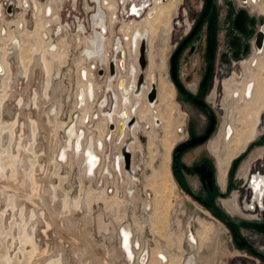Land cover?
<instances>
[{"label": "rangeland", "instance_id": "374dc122", "mask_svg": "<svg viewBox=\"0 0 264 264\" xmlns=\"http://www.w3.org/2000/svg\"><path fill=\"white\" fill-rule=\"evenodd\" d=\"M12 1H14V6H10ZM127 1L130 2L131 0ZM31 2L36 4L37 9L39 4H44L42 8H46L45 3L47 0H22L23 6H18V0H0V38L6 39L8 37L7 35H1L3 31L5 33L8 30L7 34L10 31L15 32L17 34L16 39L19 41V47L21 46L20 40H24L25 45H23V47L27 54H25V57L28 61L31 60L32 57L30 54L32 53L30 46L36 41L35 30L37 27L36 21L38 20L35 13L37 9H32ZM118 2L120 16L118 24H120V29H122L124 36H127L128 31L134 32L137 28L143 30V28L148 26L152 21L154 25L152 27L154 31L151 34V49L149 53H147L149 65L146 63L145 68L149 76L148 81H151L152 75H155L158 79V101L155 105H150L147 101L146 91L140 99L141 104L138 109V120L140 125L136 129V133H138V135L136 134V142L132 144L131 147L133 151V172H129L125 169V161L122 165V163L120 164L121 159H116L120 153L122 154V151L120 152L121 146L115 143L119 135L118 129V134L116 138H113V141L111 138H107L108 133L105 135L103 143L105 150L99 153L102 156V159H100V168L101 166L103 167L101 172L99 168L93 176L91 175L92 177L84 174V167L81 166V160L74 157L76 153L75 150L70 151L66 158L61 159L64 145L68 137V129L72 125L76 127L78 122L80 131L84 129V137L86 136L87 138L89 129H94V132H98L97 127L104 125L103 121L100 122V119L107 116L103 113L110 114L113 110L114 112L117 110L115 107L117 101L114 99V103H112L111 96L113 94L111 93L112 91L108 90L111 88V90H114L120 95L116 87L117 77L115 78L116 82L110 81L107 68L98 67L97 72H100L99 75L102 77L96 75L98 79L95 78V80L103 88L102 93L105 96H103L102 100L108 98L107 104L101 105L102 100L99 103L95 98L93 103L94 106H91L89 111L75 104L76 101H78L76 100L77 86H80V82L83 83V81L79 80L80 76L78 74L77 66L80 67V64H76L77 60L81 58L83 54L79 48L76 37L77 34L80 33L87 39L94 32L91 18L92 14L97 11V4L92 0H63V2H60L59 6L60 20L58 19V22L55 21L54 17H47L53 14V11L48 14V9L46 12H43L42 16L44 20L51 23L48 27L49 30L46 31L48 33H43L42 37L50 41L53 40L54 44L48 46L47 43L39 41L44 50L48 49V47L49 50H51L50 48L55 44L57 45V49L59 43H61L60 48L66 49L65 60L61 62L60 65L59 63H56L57 65L54 64L56 67L53 70L54 77L52 80L50 102L47 99H42L43 97L40 98V100L43 101L42 106L44 105L45 109L47 111L50 110L49 113L51 112V121L49 122L46 120L43 107L41 110L31 111V114H33L38 121L37 140L33 142L29 132L26 131L24 134L25 136L22 138V140H24L23 144L19 145L18 136H14L13 130L15 126L12 122L13 117L11 116L14 110V104H6L4 109L0 108V164L2 165V168H0V264H60L58 262V254L64 244L62 245L61 241L58 239H63L65 243H67L68 241H66V239L72 237V233L77 236L79 235L78 241L80 242V246H77L78 251H84L81 247H84L86 250V254L80 253L81 258L86 255L83 259H89V261L91 259V264H136V257L140 259L144 253V249H146L148 253L150 252L148 255V260L149 256L151 257L150 264H158L159 261L164 264L161 259L158 258L159 251L168 254L169 262L166 264H170L171 261H173L172 264H182L184 259L192 255L197 259L196 264H264V259L262 258V260H260L261 257L254 253V249L264 253V232H258L259 234L253 233L251 230L252 227L250 226V221L252 220H264V210L253 213L245 209V215L230 212L234 218L242 220L239 222L241 224V230L255 247L252 250L250 247L241 248L234 242L231 232L223 220H218L217 217L215 218L209 215L206 207L201 205L200 202L195 201L178 182L176 183V179L173 175V148L185 134V132L180 130V127L183 128L184 123L187 122L189 117H192L193 121L199 125L198 128H202L205 121V114L194 108L186 98H183L176 86V91L174 93L168 81L169 79L174 83L170 74V58L177 46L187 35L193 19L197 18L202 0H178L177 13L175 12L176 14H173V26L171 27L169 35L166 34V32H168L167 29H164V32L159 29L160 23L162 22V14L158 17L160 20L157 22L156 20H150L149 17H145L142 20L137 21L134 19L131 22L122 24L123 20H129L132 17L140 18L146 12L140 17L134 15L127 16V12L124 10L122 11L123 5H120V0H118ZM262 2L264 3V0H262ZM187 6H192V14L184 9H187ZM25 8H27L26 12L23 11ZM104 9L109 13L107 8ZM249 9L252 14L259 15L257 13L258 10L251 7H249ZM39 10L41 11V8ZM45 14H47V16ZM55 15H57V12ZM166 23H164V25H166ZM19 24H21L20 27H22L23 30L17 29ZM111 32L112 34H114V32L119 33V28L115 30L111 29ZM111 32L108 30L105 35L108 34L107 37L110 38ZM66 34H68L70 40L69 45H67L66 36L61 38ZM222 38V32H219V42ZM190 44H193V48ZM205 44L206 29L203 27L197 37L192 39V42L184 47L179 56V72L181 79L193 90L198 79L201 77L206 62L204 58ZM83 48V50L86 48L84 43ZM108 49L109 46L106 51H108ZM128 51L129 56H125L126 70L123 71L121 69V61H119V68L116 67L117 71L122 70L126 72L129 70V60L131 63H138V56L133 55L132 49H130V42ZM251 55L252 48L243 55V57H245L243 61L247 62L250 60ZM119 58L121 60L123 59L122 57ZM92 63L93 62L89 64L92 65ZM231 64L226 67L227 70H225L224 67L223 72H221L219 68L217 73L220 80L227 77L226 79L228 81L234 75L233 71L237 64L234 67H232ZM237 66L241 68L240 63ZM221 67L223 66L221 65ZM100 68L104 69V74H102L103 71H100ZM37 70H39V68ZM41 76L42 74L40 77ZM240 76L241 75H239L238 78ZM124 78L121 77V79ZM22 81L24 82L23 84L28 83L27 79L26 81ZM34 83L41 84L42 77L38 79V82L37 79L33 80L32 84ZM215 83L216 81L214 80L207 96L212 101V105L217 112L218 122L216 129L211 133L205 143L185 153L183 157L187 161L197 158L200 152L207 153L214 159L209 145V139L215 138L218 135L219 129L222 127L221 123L225 124L226 117L224 118V114H226V111L222 105L224 103L226 106L228 105L227 99L225 102L226 93H224L222 85L221 87L217 85L216 93H214L213 96L211 95ZM25 87L26 86L23 85L22 91L27 90ZM28 87V90L31 89V86ZM88 99L91 100L89 97ZM100 108L103 109V112L100 111ZM28 112L29 109L26 107L21 114L23 115V119L30 114V112ZM84 114L87 115L84 118V124H82L80 120L83 118L82 116ZM227 116L229 117L228 122L230 123L233 117V111L230 110ZM114 121H116L115 118ZM261 121L263 126L261 132L256 137V140L258 138L260 141L257 140L255 143L245 148L244 152L241 154L242 158L233 174V184L229 185L224 193L216 197L217 202H220V197H227L234 189H236L238 197L241 199L243 205L249 199V190L246 183L247 176L242 174L244 177L241 182L240 179L235 178V176L241 175V173H239L240 170H238L240 163L244 161L243 164H245L254 150L264 147V110L262 111ZM66 124H69L67 128H65ZM110 126L111 122L108 130L114 132ZM250 135L249 140L252 139ZM123 137L124 135L122 138ZM28 141L31 142L27 145L26 143ZM117 142H121V140ZM247 143L248 142H246V145ZM82 150L83 152L80 153V156L85 158V145L82 146ZM31 152H34V156L32 155V157L29 158ZM83 157H81V159ZM253 158L254 157L249 160L250 162L247 161L246 163V165L250 163L248 170L253 171L256 166H259L262 169L261 172L264 173V153L257 159ZM122 160H124V158H122ZM231 164L232 162L228 168L226 183L231 182L229 176ZM31 167L33 171H35V175L37 174L34 177L36 178L35 183L38 185H35L33 182L34 173ZM189 179L191 185L197 187L198 181L196 177H190ZM28 180L30 183H27ZM19 185H21V187H18ZM39 185H41V188H39ZM35 186L36 188H34ZM218 186L222 190V186L219 182ZM52 195L54 197H52ZM113 195H115L116 198L114 200L111 199ZM23 198H26L27 201ZM72 199L76 201L77 208L70 206L68 209L66 208L68 211L63 210V200H69V203ZM19 201H25L29 207L33 205L36 207L38 205L41 209L45 207L47 216L52 221V225H54V227L57 226L60 232L63 231V228L59 225L64 219H72L71 223L73 224L75 222L73 225L76 227L73 226L71 232H62V234L56 231L57 234L55 231L51 230L53 231V236L47 241V244L49 243L47 249L49 248L50 251H38V253L32 255L31 258L30 246L22 240L23 228L25 224L29 226L30 223L26 218L22 219L17 216V205L12 207L13 203H18ZM30 201L32 203H30ZM114 203L119 210L117 216L112 215L108 211L109 206L107 205ZM80 205L82 207H80ZM13 212H15V215H13ZM62 215L64 216L62 217ZM97 215H102L106 221H110L111 232H100L98 230ZM253 217H257V219ZM34 218L35 217H33L32 220ZM155 220L156 223L154 224ZM38 223L39 225L41 224L40 221ZM123 224H129L132 228L134 238H138L140 241V246L135 248L136 257L132 262L128 261L121 250V238L117 233V229ZM212 225L215 226V228L221 227L222 232L220 243L221 252L218 256L216 242H218L219 239L213 237V232L212 234L208 233ZM40 228H43L42 224ZM191 230L196 238H198L197 243L191 241L188 237ZM219 234L221 235V233ZM44 243L45 242L42 240L40 245L42 246ZM72 247L73 245H68L67 248L63 247V252L67 250V257H75V255L72 254L74 251H70ZM92 252H97L96 254L100 257V263L99 261L95 262L94 259L91 258L90 254H92ZM166 258L168 257L166 256ZM77 260L79 259L75 257V264ZM148 260L146 264H148Z\"/></svg>", "mask_w": 264, "mask_h": 264}, {"label": "flooded vegetation", "instance_id": "af4514ba", "mask_svg": "<svg viewBox=\"0 0 264 264\" xmlns=\"http://www.w3.org/2000/svg\"><path fill=\"white\" fill-rule=\"evenodd\" d=\"M54 1H57V0H54ZM60 1L63 2V0H60ZM92 1H94L97 4V11H102L106 13L107 21L109 19V24L108 22L107 24H108V30H110V32H111V29L115 30L121 27L120 24L117 23V21L120 20L118 0H92ZM133 2L138 3L140 5V9L144 10V13L145 12L146 13L140 18L132 17L129 20H123L122 24L126 22H131L134 19H136L137 21L142 20L145 17H149L150 20H156L157 22L160 20V18L158 17L162 14L163 17H161L162 22L160 23L159 29L160 31L167 29L168 32H166V34L169 35V33L171 32V27L173 26L172 24L173 14L177 13L178 0H131L130 2L126 0L124 6L123 7L121 6L122 11L124 10L127 12L126 14H128L130 5ZM206 3H207V0H202L200 9L197 13V18L193 19L186 36H188L191 33V31L194 29L200 16L203 14L206 8ZM43 5L44 4H39L37 11H35L37 18H38V15L40 14L43 16V12H45V8L44 9L42 8ZM111 5H113V8L115 9V12H116V20H114L113 22L111 20V15H110ZM18 6H21V4L18 3ZM249 7L258 10L257 13L259 15L252 14ZM40 8H41V11L39 10ZM104 8H107L109 10V13ZM49 9L51 13L53 10L52 6H50ZM184 9L188 10L189 13L191 14L193 13L192 6H187V9L186 8ZM240 10H244L248 17L245 23L247 31L250 32L248 35H245L241 31L232 27V21ZM56 12H57V15H55ZM211 15L214 16L213 18L214 24L212 25L214 26V32H215L213 58H212L211 65H210L209 77L207 78L205 82H203V79L207 73L208 64L210 62L209 59L207 58L206 52L208 49V32H209V27L211 25L210 23ZM261 15H264V3L262 2V0H210L209 7L207 8V13L204 16L202 23L199 25L197 31L192 35V37H190L186 41L184 46L179 51V55L177 57V78L179 82L181 83V86L183 87V89H181L179 86H176V87L179 90V92L182 94L183 98H186L194 108L198 109L199 111L205 114V121L203 123V127L198 128L199 125H197L196 122L193 121L192 117H189L187 122L184 123L183 128L180 127V130L185 132V134L183 135V138L179 140L177 144H175L173 148V156H172L173 175H174V178L176 179V183L178 182V184L181 187H183L186 190V192L195 199V201L200 202L201 205L206 207L209 215L214 216L215 218L217 217L218 220H223V222L229 228L231 232V236L235 243L236 241L245 242L244 245L239 246V247L241 248L250 247L251 250L254 249L255 247L253 246L251 241L248 239V237L245 236V234L241 230V224L239 222H241L242 220L234 218L230 212H233L239 215H245V212H244L245 209L252 211L253 213L264 210V192H263L264 188L259 181L257 182L254 181L253 189L250 188L249 182L252 177L250 175L251 171L248 170L250 163L246 165L247 161H249L252 157H254L253 159H257L259 156H261L264 153V147H261L262 145L260 146L261 148L254 150L250 154L245 164H243L244 161L240 163L238 170H240L239 173H241V175L235 176V178L240 179V182L241 180H243L244 176H247L246 183H248L247 186L249 190V193H248L249 198L251 196L250 200L248 199L243 205L241 199H239L238 197V193L236 189H234L233 192L229 194L227 197H220V202H217L216 197L224 193L228 189L229 185L233 184V181H232L233 174L235 172V169L238 163L240 162L242 158L241 154L244 152L245 148L255 143V141L257 140L260 141V139L258 138L256 140V137L261 132V129L263 126V123L261 121V115H262V111L264 110V44H263V47L259 49L255 44V39H256L257 31L260 30V28H262L264 31V25H263L264 22L262 24L260 23ZM52 17H54L56 22H58L59 11L56 7H54L53 15L49 18H52ZM164 23H166L167 26L164 25ZM21 24H24V23H21ZM21 24L18 25L17 29L23 30L22 27H20ZM161 26H162V29H161ZM203 27H205L206 29V44H205V52H204V58L206 62L203 67V72L201 74V77L198 79L196 86L193 90L190 87H188L181 79L180 72H179V56H180L181 51L184 49V47L187 44L191 43L192 39L197 37L198 33L201 32ZM139 29L141 30V28ZM120 30L122 32V29H119V31ZM143 30H141L143 32L136 30L135 32H132V34L138 33L137 44L139 47L140 42H141V35H143L146 30L149 32L148 50H147V52L149 53V41L151 37V31L147 26L144 27ZM7 31L4 34L1 33V35L3 36L8 35L10 32L7 34ZM219 32H222V36H223L220 42H219ZM134 34L133 36H131L132 38L130 37L131 49H132ZM64 36L67 37V43H68L67 45H69L67 34L63 35L61 38H63ZM232 37L239 38L238 46L235 47L231 44ZM108 38H107V45L108 43L110 45L112 42H111V39L110 38L108 39ZM52 44H54V42L51 43L50 46ZM125 44H126V41H125ZM60 45L61 43H59L57 49L60 48ZM78 45L80 48L81 44L78 43ZM190 45H192V48H193V44H190ZM251 48H252V55H251L250 60H248L247 62L243 61V59L245 58L243 57V55L246 54L248 50ZM132 53L134 56H139L138 50L136 51V53L134 52ZM128 55H129V51H128ZM148 63H149V57H148ZM239 63H240L241 68L237 66ZM76 64H80V67L77 66L78 73L82 68H85L84 63H76ZM132 64L138 67V73H137V77H138V74L140 72L139 62L136 64V63H131L129 60V67ZM229 64H231L232 67H234L237 64L233 71L234 75L228 81L226 79L227 77L220 80L218 78V73H217L219 68H220V71L223 72V68L225 67L224 69L227 70L226 67H228ZM221 65L223 67H221ZM88 71H89V78H88L89 81H94L96 85L97 81L93 79L92 76L90 75L91 69L88 68ZM239 75L241 76L238 78ZM118 76L123 77V78L125 77L129 81L131 79L130 70H127L125 73L119 70ZM79 80L83 81L81 77ZM146 80H147L148 86L143 88V95L145 91L148 93L151 87L152 77H151V81H148L149 76L147 74ZM156 80H157V85H158V79L156 78ZM214 80L216 81V83L214 85V89L211 95L213 96V94L216 93L217 85H219L220 87L222 85L224 89V93H226L225 102L228 100L227 106L225 105V103L222 105L226 111V114H224V118L226 117L225 124L221 123L222 127L221 129H219L218 135L215 138L209 139V145L212 150L214 159L211 156H209L207 153L200 152L197 158L191 161H187L183 157L185 153L188 150L193 149L202 143H205L208 140L211 133L216 129L217 122H218L217 112H216V109L212 105V101L207 96L208 92L210 91L212 87V84L214 83ZM168 81L170 83L169 85L171 86L173 92L175 93L176 87L174 83H172V81H170L169 79ZM80 87L82 86H78V88ZM85 89L87 90V88ZM96 93H97V90H96ZM195 97L203 101V103H205V105L211 109L213 118L207 112V110L203 108V106H201L197 102L198 100L196 101L194 99ZM132 101L133 103H135L136 98H132ZM230 110L233 111V117L231 118V122L229 123L228 122L229 117L227 115H228V112H230ZM130 111H131V106H130ZM257 111L258 113L256 115L255 112ZM137 116H138V110H137ZM115 120H116V124L118 125V130H119L120 119L118 117H115ZM212 121H213L212 129L207 133V129L211 125ZM118 130L114 133L115 138L118 134ZM134 132L136 135L137 134L136 130ZM204 135L205 137L199 140V138ZM249 135H250V138H252L250 140H249ZM127 138H128V135L126 134V137L124 138V140ZM136 139H137V136H136ZM245 139L249 140L247 145H244ZM191 140L192 141L196 140V141L192 143ZM115 143H116V140H115ZM235 159H237V163L234 167L232 175H230V170L232 168L233 161ZM231 162L232 164L229 170V176H230L231 182L226 183L227 172H228V168ZM207 163H209L210 168L207 167ZM255 169L253 170V172L262 171V169L259 166H256ZM242 174L243 175L245 174V175L243 176ZM190 177H196L198 181L197 187H193L191 185L190 179H189ZM218 182L221 184L222 190L218 186ZM261 203H263L262 208H261ZM253 218L257 219V217H253ZM254 221L264 222V220H261V219L252 220L250 221V226L252 222ZM251 230L253 231V233L263 232L253 227ZM212 232L214 234L213 237L219 239L218 242H216L217 243V256H218L219 253L221 252V248H220L221 237H222L221 227L215 228V226L212 225V227L209 228L208 233L212 234ZM219 233H221V235ZM234 233H236V236H234ZM188 237L191 239V241L197 243L198 238H196L192 230ZM134 241H135V238H134ZM254 251L264 255V253H262L261 251H257L255 249ZM134 252H135V248H134ZM159 253L160 255L166 254V256L168 257L167 258L168 261L165 262L164 259L160 257ZM159 253H158V258L161 259V261H163L164 264L168 263L169 262L168 254L163 253L162 251H160ZM260 260H262V258ZM150 261L151 259L149 260L148 264H150ZM216 262H217V257H216Z\"/></svg>", "mask_w": 264, "mask_h": 264}, {"label": "bare ground", "instance_id": "6f19581e", "mask_svg": "<svg viewBox=\"0 0 264 264\" xmlns=\"http://www.w3.org/2000/svg\"><path fill=\"white\" fill-rule=\"evenodd\" d=\"M60 2H62V1H60V0H57V1L49 0L48 1L47 0V2L45 3L46 4L45 12L48 9L47 13L50 14V11H49L50 6H52L53 12H54V7H56L59 11L60 10L59 9ZM120 2H121V5L124 6L126 0H120ZM18 3L21 4V6H23L22 0H18ZM31 4H32V9H37L36 4H33V2H31ZM10 6H14V1H12L10 3ZM145 6H146V4H145ZM12 8H10V9H12ZM26 10H27V8H25L23 11L26 12ZM110 11H111V14H110L111 20L113 22L114 20H116V12H115V9L113 8V5H111ZM143 14H144V10L140 9V5L136 2H133L130 5L129 13L127 14V16L134 15V16L140 17ZM45 15L47 16V14H45ZM51 16L48 15L47 17H51ZM261 16H263V18H264V15H261ZM37 19H38L36 21L37 27L35 30L36 31L35 32L36 41H34L30 46V50L32 52V53H30L32 55L31 60L28 61L25 57L26 53H25V50L23 47V45H25L24 40L21 39L20 40L21 46L20 47L18 46L19 42H17L18 39H16L17 34L15 32L10 31V33L7 35L8 37L6 39L0 38V42H1L0 43V108L4 109L6 104H14V108H13L14 110H13L11 116L13 117L12 122L15 126V128L13 130L14 136H18L19 143L18 142H16V143H18L19 145L23 144L24 140H22V138L25 136L24 134L26 133V131L29 132V135L31 136V139L33 140V142H35L37 140L38 121H37V118L33 114H31V111L33 112L36 110H41V108L43 107V111L45 113L44 116L46 117V120H48L49 122L51 121V119H52L51 115H50L51 112L49 113L50 110L47 111L45 109L44 105L42 106L43 101H41L40 98L43 97L42 99H47L50 102V100H51L50 99L51 98L50 97L51 87H52V83H53L52 80L54 77L53 70L56 67V66H54V64L59 63V65H60L61 62H63L65 60V55H66V49L59 48L56 50V46H57L56 44L51 47V50H49V47L46 50L42 49V44H40L39 41L45 42L49 46L51 43H53V40L50 41V40H47V39L42 37L43 33H46V31L49 30L48 27L50 25V22L44 20L42 18L41 14L38 15ZM91 19H92L93 28H94V32L91 34V36L86 39L80 33H78L77 37H76L77 42L81 44L80 49H81V52L83 54L82 57L79 58L78 59L79 61H77V62H83L85 68H82L78 73L79 76L83 79V83L80 82V86H82L80 88H82V89L78 88V86H77L76 100H78V101H76L75 104L78 105V107H82V109L85 108L84 110L89 111V108L91 106L92 107L94 106L93 103H94L95 98H96V101L100 103L103 96H105L102 93L103 88L100 86V84L97 83L95 85L94 81H89V79H88L89 78L88 68L91 69L90 75L92 76V78L98 79L97 76H101V75H99L100 72H97V68L101 67V68H105V69L107 68L108 77H109L110 81L116 82V79H117L116 87H117V90L119 91L120 95L117 92H115L114 90H111V88L108 90V91H112L111 93L113 94L111 96L112 103H114L113 102L114 99L117 101V105H115L117 110L115 112L113 110L112 113H110V114L104 112L103 114L107 115V116L103 119H100V122L103 121L104 125H102V126L100 125L97 127L98 132H96V131L94 132L93 131L94 129L93 130L89 129L87 138H86V136L85 137L83 136L84 135L83 134L84 129H81V131H80V129L78 128V126H79L78 122H77L76 127H74V125H72L67 131L68 137H67L66 143L64 145V150L62 152V155H61L62 158L61 159L66 158L69 155L70 151L75 150L76 153L74 154V157H77V159L81 160V166L84 167V169H83L84 174L93 176L96 173V171L100 168V165H101L100 159H102V156L99 153L101 151L105 150V146L103 145V143L105 140V135H107V133L109 131L108 128H109L110 122H111L110 127L112 130H114V132L109 131L107 138H111V140L113 141L114 133L118 129V125L116 124V121H114V118L118 117L120 119V123H119V135H118L117 141L121 140V142L116 141V144L121 146L120 152L122 151V154L120 153V155H118L116 157V159H121L120 164L122 163V165H123L124 164V160H122V158H124L123 150L124 149L128 150L130 152V167L127 168L125 166V169L129 172H133V168H132V155H133L132 152L133 151L131 149V146H132V144H134L136 142V135H135L134 131L140 125L139 120H138V116H137V110H138L140 103H141L140 99L143 96V88L148 86L147 80H146L147 79L146 68L143 70L140 68V72L141 71L144 72V79L142 80V82L140 84L137 83L138 67L134 64H132L129 67L131 79L129 81L126 78L121 79V77L118 76L119 70L117 71V68H119V66H118L119 61H121L120 62L121 69L123 71L126 70L125 56L126 55H127V57L129 56L128 55V46H129V42H130V37L133 36L134 33L132 34V31H128L127 36H123V33H120V31H119V33L114 32V34H112V32H111L110 39H111L112 43L110 45L108 43V45H107L108 34L107 35H105V34L108 32V24H107L108 21H107L106 13H104L102 11H96V13L92 14ZM152 22L149 23V25H148L149 27L147 26L150 29L151 34L154 31L152 28L154 26L152 24ZM117 23H118V21H117ZM260 29L263 31L262 28H260ZM136 30L143 32L145 29L143 31H141L139 28H137ZM2 34H4V31L2 32ZM22 34H24V33H22ZM263 34H264V31H263ZM67 36H68V34H67ZM148 36H149V32L147 30L145 31V33L143 35H141V41L145 40V43H146L145 56L147 57V59L145 57V60H146L145 65H146V63L148 64V62H147L148 61V56H147V53H148L147 52V50H148ZM137 38H138V33H135L134 37H133V43H132V52H134V53H136L137 50L139 52V47L137 44ZM125 41H126V44H125ZM151 41H152V36L150 37V41H149V50L151 49ZM68 42L70 44L69 37H68ZM83 43L86 45L85 50H83L84 49ZM263 44H264V37H263L262 45H259V46L256 45V46L260 49L263 47ZM108 46H109V49H108V51H106ZM130 49H131V42H130ZM120 53H121V55H120ZM119 57H122L123 59L121 60ZM80 59H82V60H80ZM88 59H90V60H88ZM91 59H93V60H91ZM91 62H93L92 65L89 64ZM110 63L113 65V68H114L112 71H110V66H109ZM38 68H39V70H37ZM58 69H59V67H58ZM122 70H120V71L123 72ZM100 71H103L102 74H104V69H102ZM123 73H125V72H123ZM41 74H42V76H41L42 77V83L41 84L40 83L32 84L33 80L37 79V82H38V79L41 78L40 77ZM26 79L28 80V83L23 84L24 82L22 80L26 81ZM31 81H32V83H31ZM87 83H88V85H87ZM152 83H155V85H156V97L154 98V100H149L147 98V101L150 103V105H155L156 102L158 101V85H157V80H156L155 75H152L151 84ZM23 85L26 86L25 89H27V90L22 91ZM28 86H31L30 87L31 89L28 90V88H29ZM84 87L87 88V90ZM95 88L97 90V93H96ZM119 96H120V98H119ZM88 97L91 100H89ZM132 98H136L135 103H133ZM9 102H11V103H9ZM107 102H108V98H105V100L101 101V105H103V104L106 105ZM130 106H131V111H130ZM26 107L29 109L30 114H28L29 113L28 112L27 113L28 115L26 117L27 119L26 118L23 119V115H21V114H22V112H24ZM92 111H94V110H92ZM100 111L103 112V109L100 108ZM255 113L257 115L258 111ZM86 115L87 114H84L82 116L83 118L80 117L81 120L79 119L82 122V124H84V118ZM136 118H137V121H136ZM68 125L69 124H66V127L64 125L63 126L65 128H67ZM97 125H99V124H97ZM80 126H81V124H80ZM125 130H126V132H125ZM126 134L129 135V138L124 140V138L126 137ZM123 135H124V137L122 138ZM85 138H86V140H85ZM31 141H28L26 144L28 145V143H30ZM246 142H248V140L245 139L244 145H246ZM26 144H25V146L27 147ZM84 145L86 147V151L84 152L85 158L83 156H80V153L83 152L82 146H84ZM61 147H63V146H61ZM33 154H34V152H31V155L29 158H31ZM81 157H83V158L81 159ZM31 165H33V164H31ZM32 167H31V169H32ZM102 167L103 166H101V168L99 170L100 172H101ZM0 168H2L1 164H0ZM33 169H34V167H33ZM33 169H32V172L34 173L35 171H33ZM127 171H125V172L128 173L129 175H131ZM36 175L34 173L33 177ZM35 179L36 178L34 177L33 182L35 185H38L37 183H35ZM254 181H256V182L259 181L264 188V179H263L262 175L254 174L251 177L250 182H249V186L252 189H253V184H254L253 182ZM14 183H16V182H14ZM27 183H30V181L28 180ZM39 186H40L39 188H41V185H39ZM18 187H21V185H19ZM18 187H17V189H18ZM34 188H36V186ZM131 188H132V186H131ZM8 194H7V196H8ZM37 195H38V193H37ZM52 197H54V196L52 195ZM111 199L112 200L116 199L115 195H113L111 197ZM24 200L27 201L26 198ZM112 200H111V202H112ZM25 201H19L18 203H13L12 207L17 205V207H16L17 208V216L22 218V219L26 218L28 220V222L30 223L29 226H26V224H25V226L23 228L22 240L25 243H27V245L30 246L31 258H32V255L38 253V251L44 252L46 250H49V248L47 249V247L49 246V243L47 244V241L50 240V238H52L51 236H53L52 235L53 231H55V232L57 231V232H59V234L60 233L62 234V232L63 233L71 232V230H73L72 227L75 226V225H73L75 222L72 224L71 223L72 219L69 218L70 219L69 220V219L63 218L64 219L63 222L61 221V224L59 225V226H61V228H63V231L60 232L59 228L57 226L54 227V225H52V221L48 218L45 207H44V209H41L40 207H38V205H37L38 208L35 205H33L32 207H29V205ZM40 201H41V199H40ZM68 201L63 200V202H62L63 210H67L70 206L71 207L74 206L77 208V204H76L75 200L72 199L69 203H68ZM30 203H32V202L30 201ZM81 205H82V203H81ZM81 205H80V207H82ZM107 206H109L108 211L112 215L117 216V214L119 213V210L117 209V206L115 205V203L111 204V205H107ZM262 207H263V203H261V208ZM76 208H74V209H76ZM13 215H15V212H13ZM63 216L64 215H62V217ZM33 217H35V218L32 220ZM96 217H97V223H98V227H97L98 230L100 232H102V231H106L108 233L111 232L112 229H111V225L109 224L110 221H106V219L102 215H100V216L97 215ZM39 221L43 225V228H40L41 224L39 225V223H38ZM155 223H156V220H155L154 224ZM155 228H156V226H155ZM37 230L39 233L37 232ZM51 230H53V231H51ZM73 232H75V231H73ZM117 233L119 234V236L121 238V250L123 251L124 256L128 259V261L132 262L134 260V258L136 257V253L134 252V248L140 246L139 239L135 238V241H134L132 228L130 227L129 224L121 225L117 229ZM72 234H73V236L72 237L69 236L70 237L69 239L65 238L66 241H68L67 243H65V240H63V239H58V240L61 241L62 245L64 244L63 247L67 248L68 245L69 246L73 245V247L70 249V251H72V252L74 251L72 254L75 255L76 259L77 258L79 259L76 261V264H91V262H92L91 259H90V261H89V259L88 260L83 259L86 255L83 258H81L80 253L86 254L85 248L81 247V249L84 251H80V252L78 251L77 246H80L79 245L80 242L78 241L79 235L77 236L74 233H72ZM41 239L45 242L44 244H42V246L40 245L42 243ZM55 240H56V238H55ZM52 241H54V240H52ZM63 247H62V249H63ZM66 248H65V250H66ZM62 249H60L61 251L58 254L59 255L58 256V258H59L58 262L60 264H75V261H74L75 257L73 255H72L73 257H67V254H68L66 252L67 250L63 252ZM96 253L92 252V254H90V256L92 259H94L95 262L99 261V263H100V257ZM149 253L147 251V256H146V254L144 252L142 254L140 260L143 261L144 258L146 257L147 258L146 263H147ZM159 255H160V253H159ZM90 256H88V257H90ZM160 257H162L164 259V261L167 260L165 254H161ZM149 260H150V256H149ZM172 263H173V261H171L170 264H172ZM196 263H197V259L195 256L192 255V256L188 257L187 259H184L182 264H196ZM158 264H162V263L159 261Z\"/></svg>", "mask_w": 264, "mask_h": 264}, {"label": "water", "instance_id": "95a60500", "mask_svg": "<svg viewBox=\"0 0 264 264\" xmlns=\"http://www.w3.org/2000/svg\"><path fill=\"white\" fill-rule=\"evenodd\" d=\"M209 4H210V0H207V3H206V8L203 12V14L200 16L197 24L195 25L194 29L191 31V33L187 36V37H184L183 40L180 42V44L177 46L176 50L173 52L171 58H170V74H171V78L175 84V86H179L181 89H183V87L181 86V83L179 82L178 78H177V57L179 55V51L181 50V48L184 46V44L186 43V41L192 37V35L197 31L199 25L202 23L203 21V18L205 16V14L207 13V8L209 7ZM213 18L214 16L211 15L210 16V27H209V32H208V49H207V58L209 59V64H208V69H207V73L203 79V82H205L207 80V78L209 77V71H210V65H211V61H212V58H213V48H214V36H215V32H214V26L212 24H214L213 22ZM248 17H247V14L244 10H240L238 12V14L236 15V17L233 19L232 21V27L241 31L243 34L245 35H248L250 32L247 31L246 29V21H247ZM264 22V18L263 16L260 17V23L262 24ZM263 37H264V34H263V31L260 29L257 31V34H256V39H255V44L257 46L259 45H262L263 43ZM238 37H232L231 38V44L233 46H238L239 45V42H238ZM146 49V43H145V40L141 41L140 42V46H139V56H138V61H139V65H140V68L143 70L145 68V50ZM110 71H112L114 68H113V65L110 63ZM102 70V69H100ZM144 79V73L143 71H141L139 74H138V79H137V83H141L142 80ZM156 97V85L155 83H152L151 84V87L147 93V98L149 100H153L154 98ZM201 106H203V108H205L207 110V112L211 115V117L213 118V114H212V111L209 107H207L205 105V103H203V101H201L200 99H197L196 97L194 98ZM213 120V119H212ZM212 123L213 121L211 122V125L209 126V128L207 129V133L212 129ZM205 137L202 136L199 138L200 139H203ZM192 141V140H191ZM190 141V142H191ZM196 140H193V142H195ZM123 153H124V161H125V166L127 168L130 167V152L126 149L123 150ZM237 163V159H235L233 161V165H232V168L230 170V175H232L233 173V170H234V167ZM207 167L210 168V165L209 163H207ZM251 226L259 231H263L264 232V222H252ZM234 236H236V233H234ZM244 241L241 242V241H236V244L238 246H242L244 245Z\"/></svg>", "mask_w": 264, "mask_h": 264}, {"label": "built area", "instance_id": "2783aa9c", "mask_svg": "<svg viewBox=\"0 0 264 264\" xmlns=\"http://www.w3.org/2000/svg\"><path fill=\"white\" fill-rule=\"evenodd\" d=\"M139 46H140V45H139ZM254 174L262 175V177H263V179H264V173H263V172H260V171L253 172V171H251L250 175L253 176ZM247 184H248V183H247ZM247 187H248V186H247ZM250 198H251V196H250ZM250 198H249V200H250ZM143 252H145V254H146V256H147V251H146V249H144ZM143 252H142V253H143ZM146 259H147V258L145 257L144 260L141 261L140 259H138V258L136 257V264H137V263H140V264H146Z\"/></svg>", "mask_w": 264, "mask_h": 264}, {"label": "trees", "instance_id": "16d2710c", "mask_svg": "<svg viewBox=\"0 0 264 264\" xmlns=\"http://www.w3.org/2000/svg\"><path fill=\"white\" fill-rule=\"evenodd\" d=\"M255 252V251H254ZM259 257L263 258L264 259V255L261 254V253H258V252H255Z\"/></svg>", "mask_w": 264, "mask_h": 264}, {"label": "crops", "instance_id": "0c3cea01", "mask_svg": "<svg viewBox=\"0 0 264 264\" xmlns=\"http://www.w3.org/2000/svg\"><path fill=\"white\" fill-rule=\"evenodd\" d=\"M49 1V0H48ZM67 40V39H66ZM76 63H83V62H76Z\"/></svg>", "mask_w": 264, "mask_h": 264}]
</instances>
